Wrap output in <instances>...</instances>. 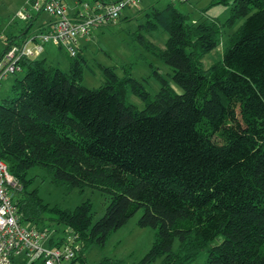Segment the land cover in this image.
I'll use <instances>...</instances> for the list:
<instances>
[{"label": "trees", "instance_id": "trees-1", "mask_svg": "<svg viewBox=\"0 0 264 264\" xmlns=\"http://www.w3.org/2000/svg\"><path fill=\"white\" fill-rule=\"evenodd\" d=\"M230 1L225 22H193L173 2L146 13L143 29L169 33L165 47L148 48L172 68L181 92L161 78L151 96L139 80L110 68L102 86L89 88L81 83L78 47L75 56L66 51L68 71L36 56L6 77L15 76L0 99V159L19 182L18 212L43 231L65 226L70 235L52 237L51 246L83 242L74 263L142 210L138 224L155 229L143 264H190L203 253V264H264V0L217 2ZM240 17L222 60L205 67L222 26ZM35 19L0 35V58ZM129 83L144 108L127 100ZM34 168L68 191L99 190L108 200L104 215L94 220L90 200L73 209L45 202L32 187ZM13 264L44 261L19 257Z\"/></svg>", "mask_w": 264, "mask_h": 264}, {"label": "rangeland", "instance_id": "rangeland-1", "mask_svg": "<svg viewBox=\"0 0 264 264\" xmlns=\"http://www.w3.org/2000/svg\"><path fill=\"white\" fill-rule=\"evenodd\" d=\"M42 2V0H40ZM76 0H65L70 6ZM83 2H92L94 0H78ZM218 0H143L138 6L128 10L131 18L123 16L118 22L100 27L95 30V34L89 37L85 46H82V55L84 70L81 83L89 88H98L106 82V68H110L116 75L121 78L133 77L141 82V86L151 96L156 94L161 86V78H166L172 86L179 92L181 88L174 82L172 78L173 70L163 60L159 59L150 51V42L153 45L165 47V42L169 33L163 29L155 28L150 32L143 29L142 24H146L147 15L151 6L159 8L165 7L168 3L173 2L180 11L187 13L191 21H199L203 19L217 18L221 22H225L231 15V1L227 4L218 3ZM31 8L27 4V0H0V35L11 34L18 30V26H24V21L17 17L20 10ZM71 12V10H69ZM125 12V11H124ZM36 14L37 19L31 26V32L38 31L42 24L52 22L55 17L42 11ZM245 18H237L230 24L222 26V33L219 44L209 52L203 59L205 67L211 66L214 62L222 60L227 47L230 45L231 38L244 23ZM145 36L146 41L140 36ZM4 40L0 38V51L3 49ZM45 51L47 60L54 66H59L63 70L68 71L70 65V57L66 50L60 49L55 44H46ZM78 49V48H77ZM22 76V73L19 74ZM15 76L3 80L0 85V99L5 97L12 86ZM126 98L129 102L134 103L139 108L145 107V98L134 91L129 83L126 90ZM30 175L35 178L32 187L39 190V195L43 200L52 206L58 205L63 209L75 208L84 201L92 202V213L94 220L104 215L108 200L96 189L84 187L82 189H74L68 191L64 186H58L46 176V172L40 168L31 170ZM142 214V210L137 212L129 221L117 231L111 233L105 245L90 244L83 253L81 260H77L75 264H101L108 261L112 264L117 260L119 264H143L142 260L151 248L154 238L155 229L152 227H141L138 220ZM44 230V229H43ZM64 225L53 224L51 230L47 233L48 239L46 243L50 244V239H56L63 235H70V232L64 231ZM70 231V229H68ZM82 241V240H81ZM83 242L74 241L73 245L77 247L78 254ZM207 258V253L200 255L190 264H203ZM162 259L159 258L153 264H161Z\"/></svg>", "mask_w": 264, "mask_h": 264}, {"label": "built area", "instance_id": "built-area-1", "mask_svg": "<svg viewBox=\"0 0 264 264\" xmlns=\"http://www.w3.org/2000/svg\"><path fill=\"white\" fill-rule=\"evenodd\" d=\"M143 0L78 1L70 13L65 0H27L31 8L19 11L23 19L37 11H46L55 19L45 28L29 32L18 44H13L0 58V85L9 76L22 71L23 58L36 57L44 52L45 45L55 43L75 56L77 40L91 36L95 28L114 24L126 9L138 6ZM19 182L10 172L7 163L0 159V264H13L24 257L29 263L42 260L44 264H75L77 247L73 241L56 246L46 243L47 233L22 221L14 192Z\"/></svg>", "mask_w": 264, "mask_h": 264}, {"label": "crops", "instance_id": "crops-1", "mask_svg": "<svg viewBox=\"0 0 264 264\" xmlns=\"http://www.w3.org/2000/svg\"><path fill=\"white\" fill-rule=\"evenodd\" d=\"M77 1V0H76ZM76 1L73 3V5L72 6H70L68 3H67V6H68V11L69 10H71V12L70 13H72L74 10H75V4H76ZM107 1H112V0H107ZM152 7V6H151ZM134 8V7H133ZM133 8H129V9H126L125 10V12H123V14H122V17H121V19L123 18V16H125V17H127V18H131V16L128 14V10H131V9H133ZM150 10V9H149ZM21 11V10H20ZM34 15L36 16V14H34V13H32V15H31V17H29L28 19H23V18H21L20 16H19V12H18V14H17V17L20 19V20H22V21H24V24L27 22V21H29L32 17H34ZM36 19H37V16H36ZM35 19V20H36ZM120 19V20H121ZM35 20L33 21V24L35 23ZM46 24H48V23H45V24H42L40 27H39V29H38V31L40 30V29H42V28H45L46 27ZM17 27V26H16ZM16 27H15V32H16ZM19 28L21 27V26H18ZM100 28V27H99ZM96 29H98V28H95L94 30H93V32H92V35H94L95 34V30ZM14 33V32H13ZM91 35V36H92ZM91 36H81V37H79L78 38V40H77V45H78V48H79V50L82 52V50H81V48H82V46H85V44H86V41H88L89 40V37H91ZM93 37V36H92ZM91 37V38H92ZM49 44H55V43H48V45ZM55 45H57V44H55ZM5 46V45H4ZM4 46H3V49H4ZM46 47V46H45ZM3 49H1V51H0V53L2 52V50ZM60 49H62L61 47H60ZM64 50V49H63ZM45 51H47V53H49V50H44V52L43 53H41L40 55H38L37 57H45V58H47L46 57V55H44V53H45Z\"/></svg>", "mask_w": 264, "mask_h": 264}]
</instances>
